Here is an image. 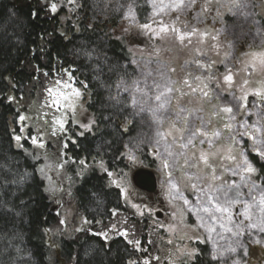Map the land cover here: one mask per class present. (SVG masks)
<instances>
[{"label": "rangeland", "instance_id": "obj_1", "mask_svg": "<svg viewBox=\"0 0 264 264\" xmlns=\"http://www.w3.org/2000/svg\"><path fill=\"white\" fill-rule=\"evenodd\" d=\"M39 3L59 14L61 26L74 25L77 0ZM115 4L121 17L112 31L128 38L135 69L115 89L130 115L121 126L133 129L123 166L76 162L66 152L94 124L89 91L68 70L8 95L18 112L15 146L37 163L58 217L45 231L49 263L71 264L60 258L55 239L92 228L106 241L122 236L135 251L128 264H188L197 255L211 264H264V184L250 158L264 162V0H147L144 22L134 0ZM143 29L154 36L146 43L138 41ZM139 168L154 171L155 193L134 185ZM91 169L118 189L124 206L95 224L72 195L77 177ZM237 193L240 199L229 203Z\"/></svg>", "mask_w": 264, "mask_h": 264}, {"label": "trees", "instance_id": "obj_2", "mask_svg": "<svg viewBox=\"0 0 264 264\" xmlns=\"http://www.w3.org/2000/svg\"><path fill=\"white\" fill-rule=\"evenodd\" d=\"M114 1L77 0L74 25L66 20L61 26L59 14L50 15L39 0H0V264H50L45 231L58 223L37 163L15 146L13 128H17L18 112L8 95L22 93L43 74L68 70L75 83L89 91L86 107L94 124L74 136L66 152L76 162L92 158L108 169L123 166L133 129L125 132L121 126L130 115L115 89L119 81L132 77L135 69L126 47L128 38L112 31L121 17ZM134 6L144 22L149 12L147 0H134ZM153 37L143 29L138 41L146 43ZM129 38L135 39L134 35ZM250 158L257 169L256 178L261 177L264 184V162L255 155ZM72 195L76 208L93 224L107 221L113 210L124 209L118 189L107 186L106 176L95 169L77 177ZM89 229L55 239L63 261L128 264L135 256L122 236L106 241ZM188 264L211 262L197 255Z\"/></svg>", "mask_w": 264, "mask_h": 264}, {"label": "water", "instance_id": "obj_3", "mask_svg": "<svg viewBox=\"0 0 264 264\" xmlns=\"http://www.w3.org/2000/svg\"><path fill=\"white\" fill-rule=\"evenodd\" d=\"M132 180L134 185L148 192H154L156 190V175L153 170L149 168H139L132 174Z\"/></svg>", "mask_w": 264, "mask_h": 264}, {"label": "snow or ice", "instance_id": "obj_4", "mask_svg": "<svg viewBox=\"0 0 264 264\" xmlns=\"http://www.w3.org/2000/svg\"><path fill=\"white\" fill-rule=\"evenodd\" d=\"M144 27L147 28L148 25H144ZM225 79L230 81L231 80V76H227V77H225ZM157 99H159V97H157ZM224 111L225 112H228V113H231L232 112V109L231 108H225ZM61 127H63V125H61ZM189 142H191V141H189ZM33 143H36V141L34 140ZM40 146H43V145H40ZM262 154H264V153H262ZM247 170L249 172L255 171L250 165L248 166V169ZM225 195H227V193H225ZM239 199H240V194L237 193L236 197L233 200L229 201V203H234V202H236ZM261 203L264 204V198L261 199ZM217 211H223V212L226 213V212L229 211V209L227 207H224V208L221 209V207L219 205H217ZM250 227L251 228H256L257 225L256 224H252V225H250ZM260 231L261 232H264V227H261L260 228ZM227 251L235 252L236 251V248L230 247L229 249H227Z\"/></svg>", "mask_w": 264, "mask_h": 264}, {"label": "flooded vegetation", "instance_id": "obj_5", "mask_svg": "<svg viewBox=\"0 0 264 264\" xmlns=\"http://www.w3.org/2000/svg\"><path fill=\"white\" fill-rule=\"evenodd\" d=\"M145 191V190H144ZM146 192H148V191H146ZM156 192V190L154 191V192H149V193H151V194H153V193H155Z\"/></svg>", "mask_w": 264, "mask_h": 264}, {"label": "bare ground", "instance_id": "obj_6", "mask_svg": "<svg viewBox=\"0 0 264 264\" xmlns=\"http://www.w3.org/2000/svg\"><path fill=\"white\" fill-rule=\"evenodd\" d=\"M264 31V30H263ZM158 182V181H157ZM246 185V184H245ZM251 264V263H250Z\"/></svg>", "mask_w": 264, "mask_h": 264}]
</instances>
